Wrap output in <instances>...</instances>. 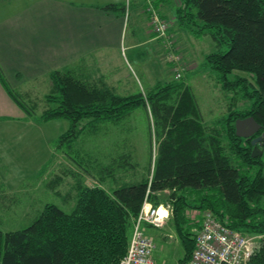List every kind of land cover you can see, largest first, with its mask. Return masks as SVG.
Wrapping results in <instances>:
<instances>
[{"label":"trees","instance_id":"16d2710c","mask_svg":"<svg viewBox=\"0 0 264 264\" xmlns=\"http://www.w3.org/2000/svg\"><path fill=\"white\" fill-rule=\"evenodd\" d=\"M179 2V25L210 36L216 50L205 56L206 64L223 89L240 91L248 108L229 113L220 130H209L201 123L193 94L184 83L169 82L145 92L118 95L81 81L72 71L51 72V92L45 96L46 106L38 119L68 121L60 143L74 138L83 129L79 127L82 121L95 126L148 107L154 118L157 156L150 178L122 183L111 192L100 187L84 189L70 213L47 204L27 227L0 230V264H119L144 198L158 205L164 191H170L167 197L184 251L176 264L185 261L194 248L195 234L183 212L186 206L208 211L232 229L260 236L250 264H264V159L251 156L250 143L264 133V0ZM119 8L125 9L116 4L103 7ZM242 69L252 71L253 81L228 78ZM0 83L30 116L21 95L9 87L1 70ZM246 117L261 126L249 139L235 134V121ZM177 192L193 196L194 205L184 195L176 196Z\"/></svg>","mask_w":264,"mask_h":264},{"label":"rangeland","instance_id":"374dc122","mask_svg":"<svg viewBox=\"0 0 264 264\" xmlns=\"http://www.w3.org/2000/svg\"><path fill=\"white\" fill-rule=\"evenodd\" d=\"M175 1L178 2L177 8L168 14L169 17L174 16V12L181 7L179 0ZM152 9L160 21H168L167 15H160V9ZM152 9H148L149 24L151 33L156 35L151 24ZM179 29L175 40L168 39V31L165 36H161L163 40L167 39L165 44L171 43L169 49L172 52L167 48L161 54L159 52V60L152 44L140 48L146 53L145 57L142 54L141 60H130L128 63L124 60L128 74L127 94L145 92L158 84L184 83L193 94L201 123L209 130L214 127L220 130L222 121L229 113L247 109L249 102L239 90L223 89L217 74L206 64L205 56L216 50L210 36L199 35L196 28L192 32L184 26ZM174 56H177L176 62L172 60ZM176 73H180V78H176ZM237 76L253 81L252 71L248 69L236 70L228 78ZM19 99L31 112L30 116L10 98L9 103L14 109H19L22 115L18 116L16 110H10L6 113L13 120L7 117L0 119L2 232L27 227L47 204H54L66 213L72 212L84 189L100 187L111 192L122 183L150 178L157 156V138L154 134V118L148 107L135 108L119 120L101 121L95 126L93 123L86 125L88 120L82 121L79 127L83 129L74 138L63 139L60 143V137L69 126L68 121H40L38 115L46 106L45 97L41 95L33 99ZM262 141L256 146L263 151L260 157L264 159ZM169 194L170 191L159 194L158 205L170 208L162 226L141 227L144 234L154 241L152 256L156 264H176L184 255L174 226L173 206L167 197ZM179 194L188 198V201L193 199L186 192H177L176 196ZM150 203L158 206L153 201ZM183 212L187 226H191L190 232L195 234L204 211L186 206ZM135 219L129 228L127 249Z\"/></svg>","mask_w":264,"mask_h":264},{"label":"crops","instance_id":"0c3cea01","mask_svg":"<svg viewBox=\"0 0 264 264\" xmlns=\"http://www.w3.org/2000/svg\"><path fill=\"white\" fill-rule=\"evenodd\" d=\"M108 4L125 9H103ZM177 5L175 0H0V70L11 89L31 99L51 92L50 74L56 70L128 95L124 60H141L146 53L140 48L148 44L158 60L159 52L171 51L167 39L151 33L149 7L169 17ZM167 22V37L175 40L181 27L176 14ZM8 98L0 83V119H9L10 110L22 115Z\"/></svg>","mask_w":264,"mask_h":264},{"label":"built area","instance_id":"2783aa9c","mask_svg":"<svg viewBox=\"0 0 264 264\" xmlns=\"http://www.w3.org/2000/svg\"><path fill=\"white\" fill-rule=\"evenodd\" d=\"M150 11L153 31L157 36H165L169 24L160 21L153 9ZM170 44H167L168 48ZM172 60L176 62L177 56ZM176 78H180V73H176ZM169 211V206H153L147 197L144 198L135 219L128 249L119 264H156L152 256L154 241L144 234L141 227L148 225L159 228L168 218ZM259 237L232 229L205 211L194 236V248L190 256L180 264H250Z\"/></svg>","mask_w":264,"mask_h":264},{"label":"water","instance_id":"95a60500","mask_svg":"<svg viewBox=\"0 0 264 264\" xmlns=\"http://www.w3.org/2000/svg\"><path fill=\"white\" fill-rule=\"evenodd\" d=\"M261 129V126L252 118L246 117L235 121V134L237 137L249 139L253 137ZM264 139V133L251 139L250 143L253 146L251 156L253 158L260 157L263 154L256 145Z\"/></svg>","mask_w":264,"mask_h":264}]
</instances>
